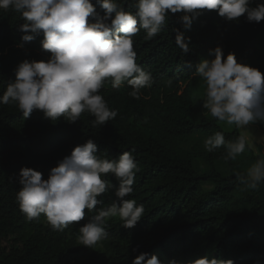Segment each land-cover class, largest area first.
<instances>
[{"label":"trees","instance_id":"16d2710c","mask_svg":"<svg viewBox=\"0 0 264 264\" xmlns=\"http://www.w3.org/2000/svg\"><path fill=\"white\" fill-rule=\"evenodd\" d=\"M125 11L135 12L136 0H116ZM264 0H253L251 7ZM97 13L104 15L93 0ZM182 13L170 14L161 33L146 40L141 30L133 37L136 62L151 73V86L129 95L126 82L114 89L105 82L100 94L118 115L104 126L93 127L90 114L71 124L63 117L52 121L42 111L24 118L15 105L0 104V264H132L140 253L156 255L161 264H190L204 258L231 259L235 264H264V184L249 189L237 180L264 149L250 143L236 160L224 159L225 148L208 152L204 140L222 131L226 141L241 132L222 129L203 108L205 86L195 74L196 66L214 59L210 51L221 47L226 58L264 73V21L249 23L245 17L229 22L215 11H201L190 30L182 27ZM19 13L0 10V96L14 70L24 60H46L43 35L23 42ZM94 22V21H93ZM180 29L190 37L184 54L175 43ZM23 44V47L20 45ZM261 52L259 62L249 64ZM264 132V122L257 123ZM88 139L98 154L118 159L131 152L140 169L133 192L126 199L143 204L144 217L132 229L118 218H108L107 238L93 248L80 245L79 228L95 212L62 230L49 226L46 218L29 221L21 213L16 194L22 168L35 169L47 179L51 169ZM110 187L98 199L107 206L116 201L119 186L111 174ZM136 251H133V250Z\"/></svg>","mask_w":264,"mask_h":264},{"label":"clouds","instance_id":"9594fccd","mask_svg":"<svg viewBox=\"0 0 264 264\" xmlns=\"http://www.w3.org/2000/svg\"><path fill=\"white\" fill-rule=\"evenodd\" d=\"M96 3L104 15L97 13L93 0H0V10L21 15L24 22L20 31L34 34L23 35L22 41L32 42L42 34V50L50 54L46 60L21 62L14 70L15 79L7 83L0 96V104L17 106L26 119L34 111H42L52 121L63 117L71 124L88 113L94 117L93 127L104 126L118 115L100 94L105 82L114 89L126 82L132 88L129 95L137 99L141 89L151 86V73L136 62L133 37L141 30L146 40H152L161 33L170 14L182 13L180 21L188 31L203 10L215 11L229 22L241 17L249 23L264 21V2L251 7L253 0H136L134 13L125 11L116 0ZM173 31L177 47L187 54L190 37L180 29ZM210 55L215 58L202 60L195 71L205 86L203 108L218 123L234 125L241 132L234 140L226 141L224 133L216 131L203 145L208 152L224 147V159L234 161L250 147L249 126L264 122V73L238 63L234 53L225 58L221 47L210 51ZM139 171L131 152L109 159L99 155L98 145L88 139L51 169L47 179L35 169L22 168L17 177L21 189L16 201L29 221L43 215L55 230L83 221L86 210L95 212L79 228L77 237L80 245L93 248L107 238L108 218L118 217L123 228L132 229L144 217L143 204L126 199L134 190ZM109 174L119 184L114 192L116 201L98 208L103 204L98 197L110 187L104 179ZM237 180L249 189L264 184V157L244 174L237 173ZM132 264L161 261L156 255L140 253ZM190 264L235 262L205 256Z\"/></svg>","mask_w":264,"mask_h":264},{"label":"rangeland","instance_id":"374dc122","mask_svg":"<svg viewBox=\"0 0 264 264\" xmlns=\"http://www.w3.org/2000/svg\"><path fill=\"white\" fill-rule=\"evenodd\" d=\"M261 56H262V53L259 52L257 54V56L249 62V64H255V63L259 62ZM220 125H221L222 129L226 132H232L235 128L234 125L229 126V125L221 124V123H220ZM257 125H258L257 123L250 125L248 133H247V135L249 136V141L251 143V146L255 150L258 149L257 148L258 145H260L264 149V132L260 131V129Z\"/></svg>","mask_w":264,"mask_h":264}]
</instances>
